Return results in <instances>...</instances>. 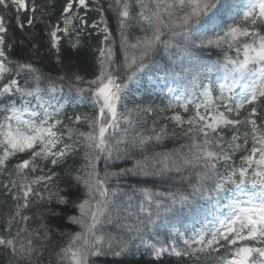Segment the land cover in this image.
<instances>
[{
    "label": "trees",
    "instance_id": "trees-1",
    "mask_svg": "<svg viewBox=\"0 0 264 264\" xmlns=\"http://www.w3.org/2000/svg\"><path fill=\"white\" fill-rule=\"evenodd\" d=\"M250 1L0 0V264H264L262 216L184 228L264 198Z\"/></svg>",
    "mask_w": 264,
    "mask_h": 264
},
{
    "label": "rangeland",
    "instance_id": "rangeland-1",
    "mask_svg": "<svg viewBox=\"0 0 264 264\" xmlns=\"http://www.w3.org/2000/svg\"><path fill=\"white\" fill-rule=\"evenodd\" d=\"M250 3H257L261 9H264V0H251ZM260 55H264V52H262ZM228 79H231L230 82L233 86H238L243 81L241 79L236 78L235 76L230 77ZM223 80L228 83L227 79L223 78ZM100 95L103 99H106V100L109 99L108 107L110 110L115 108V100L113 99L109 88L107 87L102 88L100 90ZM235 200L236 201L234 203H238V205L235 206L233 204L232 208L224 215L223 220L221 222H219L218 218L216 217H214V219L211 220V222H208L209 227L213 223L219 224V227L215 229L214 233H218L223 230H226L228 227V224L234 219L245 220V222L247 223H256L258 219L260 218L259 216L264 217V198L263 197L258 196L254 198L253 200H251V198L248 196H242ZM74 261L76 262V264H78L79 262L78 259H75ZM243 262H244V255H242L235 262V264H243Z\"/></svg>",
    "mask_w": 264,
    "mask_h": 264
}]
</instances>
